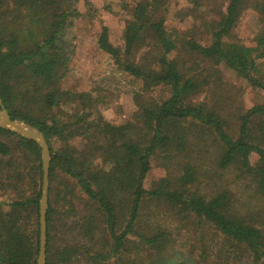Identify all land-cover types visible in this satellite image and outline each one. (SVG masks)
<instances>
[{
  "label": "trees",
  "instance_id": "trees-1",
  "mask_svg": "<svg viewBox=\"0 0 264 264\" xmlns=\"http://www.w3.org/2000/svg\"><path fill=\"white\" fill-rule=\"evenodd\" d=\"M170 1L123 3L120 46L101 27L98 48L138 84L107 125L96 109L57 114L71 0H0V98L51 155L46 264H264V99L238 86L264 93V11L248 45L236 29L252 0H184L201 14L184 31ZM41 184L38 145L0 128V264L36 263Z\"/></svg>",
  "mask_w": 264,
  "mask_h": 264
},
{
  "label": "rangeland",
  "instance_id": "rangeland-1",
  "mask_svg": "<svg viewBox=\"0 0 264 264\" xmlns=\"http://www.w3.org/2000/svg\"><path fill=\"white\" fill-rule=\"evenodd\" d=\"M140 0H71V8L76 10L67 33L69 50L67 53L70 72L54 89L60 95L57 114L61 118L80 108L96 109L107 125L120 124L127 119L132 110V92L138 84L124 74L113 59L97 46V38L102 26L110 32V41L115 46L122 44L121 33L125 17L123 3L132 4ZM156 1V0H155ZM166 16L172 22L171 28L184 31L195 22H199V14L190 10L184 0H172L166 6ZM264 0H252L244 11L236 29V35L245 44L250 45L253 34L258 29V18L263 14ZM262 70L264 71V64ZM223 76L232 83H241L223 67ZM261 76L262 73L260 72ZM247 105L261 104L263 92H257L249 85L240 84ZM252 123L256 128L264 126V114L254 116ZM88 147L80 149L87 154ZM99 168L105 169L108 164L102 157H96ZM77 254L73 248L60 252V257L68 261ZM100 261H97L99 264Z\"/></svg>",
  "mask_w": 264,
  "mask_h": 264
},
{
  "label": "water",
  "instance_id": "water-1",
  "mask_svg": "<svg viewBox=\"0 0 264 264\" xmlns=\"http://www.w3.org/2000/svg\"><path fill=\"white\" fill-rule=\"evenodd\" d=\"M0 128L13 132L23 138L34 141L40 148L42 184L41 195L38 207V253L35 264H46V213L48 207L49 190V167L51 161L50 151L43 133L36 127L31 126L24 121L14 119L8 112L2 99L0 98Z\"/></svg>",
  "mask_w": 264,
  "mask_h": 264
}]
</instances>
